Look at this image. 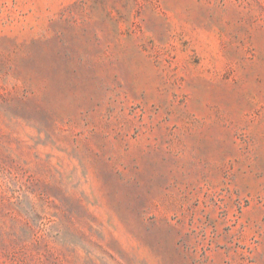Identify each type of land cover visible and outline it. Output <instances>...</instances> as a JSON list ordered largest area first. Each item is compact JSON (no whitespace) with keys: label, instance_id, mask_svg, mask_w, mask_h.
<instances>
[{"label":"rangeland","instance_id":"obj_1","mask_svg":"<svg viewBox=\"0 0 264 264\" xmlns=\"http://www.w3.org/2000/svg\"><path fill=\"white\" fill-rule=\"evenodd\" d=\"M0 264H264V0H0Z\"/></svg>","mask_w":264,"mask_h":264}]
</instances>
